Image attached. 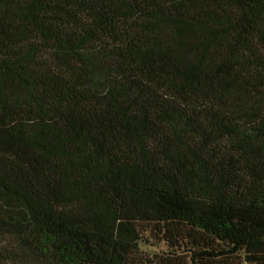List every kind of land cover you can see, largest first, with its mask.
I'll list each match as a JSON object with an SVG mask.
<instances>
[{"label":"trees","instance_id":"trees-1","mask_svg":"<svg viewBox=\"0 0 264 264\" xmlns=\"http://www.w3.org/2000/svg\"><path fill=\"white\" fill-rule=\"evenodd\" d=\"M0 264H264V0H0Z\"/></svg>","mask_w":264,"mask_h":264},{"label":"rangeland","instance_id":"rangeland-1","mask_svg":"<svg viewBox=\"0 0 264 264\" xmlns=\"http://www.w3.org/2000/svg\"><path fill=\"white\" fill-rule=\"evenodd\" d=\"M145 249V251H147L148 253H150V254H153V253H155V252H158V250L157 249H154V248H144Z\"/></svg>","mask_w":264,"mask_h":264}]
</instances>
